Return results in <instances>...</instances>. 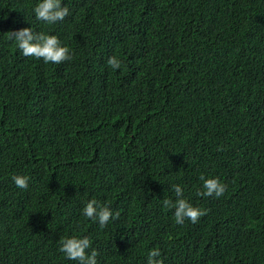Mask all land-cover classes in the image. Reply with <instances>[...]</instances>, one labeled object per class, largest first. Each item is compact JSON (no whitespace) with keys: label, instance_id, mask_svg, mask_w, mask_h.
Wrapping results in <instances>:
<instances>
[{"label":"trees","instance_id":"trees-1","mask_svg":"<svg viewBox=\"0 0 264 264\" xmlns=\"http://www.w3.org/2000/svg\"><path fill=\"white\" fill-rule=\"evenodd\" d=\"M36 2L0 0V262L76 264L59 240L86 235L105 259L107 238L119 246L113 264H146L152 247L163 264H264V0H63L54 25L35 19ZM31 24L71 59L23 56L9 31ZM55 163L117 219L69 228L61 215L44 231L10 218L54 200ZM201 174L223 195L198 194ZM171 183L204 210L195 223L163 206ZM10 224L30 228L18 249Z\"/></svg>","mask_w":264,"mask_h":264},{"label":"clouds","instance_id":"clouds-1","mask_svg":"<svg viewBox=\"0 0 264 264\" xmlns=\"http://www.w3.org/2000/svg\"><path fill=\"white\" fill-rule=\"evenodd\" d=\"M34 17L37 21H42L47 25H54L61 21L69 13V7L63 0H37L32 8ZM10 40L14 41L15 46L25 57H35L42 59L45 63L59 64L62 61L71 59V51L66 44H62L56 34L46 31H36L32 24L9 31ZM107 65L112 70H120L122 61L116 56L108 57ZM62 177L60 182L55 178ZM14 184L21 189L28 188L29 177L23 174H15L11 177ZM48 191L54 194V200L46 197L40 204H36L35 199H28L27 209L10 218H21L29 220L28 223L34 224L42 230L53 227L61 218L69 228L79 222V216L97 222L100 227L108 226L110 221H114L119 216L107 204H101L95 199L94 189L89 187L84 189L82 185L71 178L62 166L54 165L52 174L45 178ZM200 187L198 194L209 197H220L225 191V185L216 176L201 174L199 176ZM111 186V184H110ZM170 188L174 193L175 199L163 198L164 207L173 210L175 222L183 224L185 219L195 223L199 217L204 215V210L194 206L184 197V188L178 183H171ZM58 197L59 201L55 202ZM104 203V202H103ZM61 204V205H60ZM1 221V218H0ZM4 224V222H3ZM12 228L18 229V235L10 244L9 250L18 249L26 242L22 239L30 228H22L20 224H10ZM3 225L0 222V231ZM111 246L107 253L109 259H105L101 254V247L91 244L88 236H64L59 240V249L65 258L75 261L76 264H113L115 258L113 252L119 247L111 238H107ZM43 258L47 261L45 254ZM5 263V262H4ZM0 264H3L0 262ZM6 264V263H5ZM146 264H163L161 250L157 247L150 248L146 253Z\"/></svg>","mask_w":264,"mask_h":264}]
</instances>
